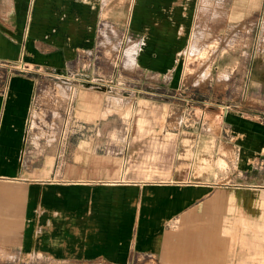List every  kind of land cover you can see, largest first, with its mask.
<instances>
[{
	"label": "crops",
	"instance_id": "0c3cea01",
	"mask_svg": "<svg viewBox=\"0 0 264 264\" xmlns=\"http://www.w3.org/2000/svg\"><path fill=\"white\" fill-rule=\"evenodd\" d=\"M202 1L0 0V262L264 264V117L232 109L179 128L156 96L182 87L196 27L264 12V0H211L209 13ZM104 28L136 74L131 111L87 86L70 121L39 107L54 83L39 73L107 55Z\"/></svg>",
	"mask_w": 264,
	"mask_h": 264
},
{
	"label": "rangeland",
	"instance_id": "374dc122",
	"mask_svg": "<svg viewBox=\"0 0 264 264\" xmlns=\"http://www.w3.org/2000/svg\"><path fill=\"white\" fill-rule=\"evenodd\" d=\"M211 0H203L202 10L209 13L207 5ZM212 16L218 14L211 9ZM224 16V13L221 14ZM258 22L252 24L247 21L233 25L222 26L221 32L213 33L206 26V32L196 27L192 33L188 48L181 58V72L183 85L178 91H169L159 88L156 95L167 111L164 123L181 127L208 126L214 118H220L226 110L240 109L247 114L264 117V12ZM209 32H208V31ZM101 40L106 45L107 55L95 51L84 57L88 65L85 69L75 72L71 78L75 83L79 80L109 77L117 73V67L110 51L112 44L111 32L104 28L101 30ZM117 40H115L116 42ZM111 48V47H110ZM127 67L131 66L128 58ZM125 78H135L132 69L123 70ZM9 71L0 69L1 77L5 78ZM41 76L55 79L53 76L40 72ZM138 77V76H137ZM44 89V88H43ZM54 89V88H52ZM63 87L47 93L49 99L44 100L39 107L49 113L54 110L63 111L65 102L54 98L60 97ZM52 96V97H51ZM134 104V103H133ZM133 104L125 106L131 111ZM34 116H39L36 109ZM37 120V119H36ZM33 120L32 126L37 129L42 123ZM183 123V124H182ZM164 124V125H165ZM49 126V124H48ZM0 264H108L106 262H79L70 260H54L47 257L34 256L32 258L17 259ZM130 264H144L143 260H136Z\"/></svg>",
	"mask_w": 264,
	"mask_h": 264
},
{
	"label": "built area",
	"instance_id": "2783aa9c",
	"mask_svg": "<svg viewBox=\"0 0 264 264\" xmlns=\"http://www.w3.org/2000/svg\"><path fill=\"white\" fill-rule=\"evenodd\" d=\"M120 53V52H119ZM119 53L117 52L112 56L115 63L112 64L113 68L117 67V73L109 75V77H98V78H91L86 79L84 81H80L79 83H75L74 80L71 78V75L75 72V70H67L64 72H54L49 73L45 72L55 79L54 83L51 87L44 88L47 93L50 91H54L58 89L60 85L63 87L62 92L60 93V97L54 98V101L57 102L63 100L65 102V109L63 110L64 116L66 117V121L72 118L73 108H74V101H75V94L78 87H91V88H99L105 89L109 93V100L118 103L122 102L124 105L126 104H133L135 102V94L138 93V87L135 86L133 83L134 81L130 78H125L124 75L121 73V65L119 64ZM54 88V89H52ZM70 121V120H68ZM65 126H67L65 124Z\"/></svg>",
	"mask_w": 264,
	"mask_h": 264
}]
</instances>
